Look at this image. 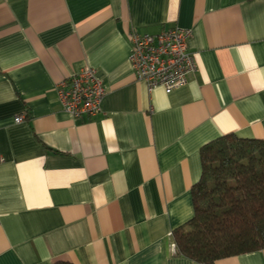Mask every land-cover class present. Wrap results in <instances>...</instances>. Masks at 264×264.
Instances as JSON below:
<instances>
[{"label": "crops", "instance_id": "crops-1", "mask_svg": "<svg viewBox=\"0 0 264 264\" xmlns=\"http://www.w3.org/2000/svg\"><path fill=\"white\" fill-rule=\"evenodd\" d=\"M171 26L196 71L148 90L128 33ZM85 65L105 94L73 118L54 84ZM227 134L264 139V0H0V264H202L169 233L193 214L200 147ZM213 264H264V247Z\"/></svg>", "mask_w": 264, "mask_h": 264}, {"label": "trees", "instance_id": "trees-1", "mask_svg": "<svg viewBox=\"0 0 264 264\" xmlns=\"http://www.w3.org/2000/svg\"><path fill=\"white\" fill-rule=\"evenodd\" d=\"M199 156L193 214L172 232L176 253L213 264L264 247V139L220 135L204 143Z\"/></svg>", "mask_w": 264, "mask_h": 264}, {"label": "built area", "instance_id": "built-area-1", "mask_svg": "<svg viewBox=\"0 0 264 264\" xmlns=\"http://www.w3.org/2000/svg\"><path fill=\"white\" fill-rule=\"evenodd\" d=\"M131 43L128 57L130 67L137 80L151 90L162 87L169 92L187 83L196 71L192 53L188 50L190 28L171 26L157 33H128ZM54 93L62 109L73 118L94 116L100 112L105 88L93 66L85 65L54 84ZM23 114L14 116L15 122ZM4 160L0 153V162ZM172 237V232L169 233ZM174 246V243H172Z\"/></svg>", "mask_w": 264, "mask_h": 264}]
</instances>
